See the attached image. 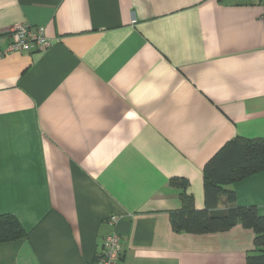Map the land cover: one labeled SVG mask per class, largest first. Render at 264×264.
I'll return each mask as SVG.
<instances>
[{"label": "crops", "instance_id": "crops-1", "mask_svg": "<svg viewBox=\"0 0 264 264\" xmlns=\"http://www.w3.org/2000/svg\"><path fill=\"white\" fill-rule=\"evenodd\" d=\"M20 24L50 45L5 51ZM236 136L264 137L262 4L0 0V215L26 232L0 264H93L113 231L119 264H246L251 229L170 218V178L203 208L204 164ZM225 187L264 214V170Z\"/></svg>", "mask_w": 264, "mask_h": 264}, {"label": "trees", "instance_id": "trees-1", "mask_svg": "<svg viewBox=\"0 0 264 264\" xmlns=\"http://www.w3.org/2000/svg\"><path fill=\"white\" fill-rule=\"evenodd\" d=\"M264 170V137L236 136L221 146L204 164L205 206L196 208L191 194L186 192L187 180L173 176L170 184L178 187L181 206L170 212L171 225L176 232L211 233L227 230L237 224L253 231V249L246 255V264H264V214L255 205H231L233 190L226 184ZM221 196L229 204L219 210ZM26 232L12 215H0V242L20 240Z\"/></svg>", "mask_w": 264, "mask_h": 264}, {"label": "built area", "instance_id": "built-area-1", "mask_svg": "<svg viewBox=\"0 0 264 264\" xmlns=\"http://www.w3.org/2000/svg\"><path fill=\"white\" fill-rule=\"evenodd\" d=\"M245 1L250 3H260L264 6V0H232ZM50 45L48 38L40 26L16 25L10 30V41L5 51H42ZM114 220V217H111ZM122 253V246L119 234L110 232L104 237L103 244L99 252L95 254L93 264H119Z\"/></svg>", "mask_w": 264, "mask_h": 264}]
</instances>
